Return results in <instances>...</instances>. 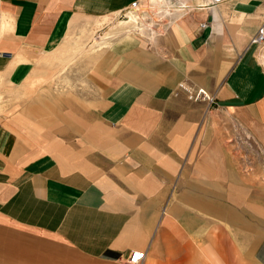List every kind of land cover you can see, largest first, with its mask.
Returning <instances> with one entry per match:
<instances>
[{"label": "crops", "instance_id": "crops-1", "mask_svg": "<svg viewBox=\"0 0 264 264\" xmlns=\"http://www.w3.org/2000/svg\"><path fill=\"white\" fill-rule=\"evenodd\" d=\"M133 1L0 0V80L26 86L0 119V264H264V151L236 130L264 145V0H185L55 88L72 26Z\"/></svg>", "mask_w": 264, "mask_h": 264}, {"label": "rangeland", "instance_id": "rangeland-1", "mask_svg": "<svg viewBox=\"0 0 264 264\" xmlns=\"http://www.w3.org/2000/svg\"><path fill=\"white\" fill-rule=\"evenodd\" d=\"M109 14H112L110 15L113 16L112 19L115 16V19L108 20L109 15L90 16L82 18L72 26L64 44L60 48V52L50 58L52 59V73L54 74L52 77L56 76L57 79L51 81L54 85L56 84L55 88L62 89L63 92H74V90L79 89V85H76L74 79L76 77L80 78L90 68L91 63L86 62L93 61L96 63L97 61H103L111 55L112 45L125 37L127 33L124 32V24L123 22L119 23L120 18L116 17L119 11L117 14L116 12ZM129 37L133 38L132 36ZM259 53L264 62V42L260 43ZM20 88H24L23 94ZM25 93L26 86L11 87L8 83L0 80V119L4 115L10 114L17 102L25 100L26 96H22ZM246 129L248 130L246 132L249 133V129ZM260 147L264 151V145L260 144ZM240 150L244 155V159H247L246 154L250 152L248 147L243 145L242 151L240 145Z\"/></svg>", "mask_w": 264, "mask_h": 264}, {"label": "built area", "instance_id": "built-area-1", "mask_svg": "<svg viewBox=\"0 0 264 264\" xmlns=\"http://www.w3.org/2000/svg\"><path fill=\"white\" fill-rule=\"evenodd\" d=\"M222 0H210L211 5H215ZM207 4L201 3L200 6ZM190 5L185 0H134L130 7L119 11V21L124 24V32L127 35L153 41L158 37L166 35L170 30L178 14L188 9ZM256 43L264 42V21L259 25L256 33L252 37ZM209 93L203 88H199L196 98H209ZM236 130H240L239 139L242 145L248 149L263 151L258 140L248 131L246 127L237 123ZM250 160L248 159V162ZM145 257L144 251H132L128 263L138 264Z\"/></svg>", "mask_w": 264, "mask_h": 264}, {"label": "bare ground", "instance_id": "bare-ground-1", "mask_svg": "<svg viewBox=\"0 0 264 264\" xmlns=\"http://www.w3.org/2000/svg\"><path fill=\"white\" fill-rule=\"evenodd\" d=\"M117 13H118V12H116V14H117ZM116 14H115V15H116ZM106 15H107V14H106ZM108 15L110 16V15H112V14H108ZM108 15H107V16H108ZM116 17H117V15H116ZM112 18H113V16H110L108 20H110V19H111V20H114V19H115V16H114V19H112ZM102 19H104V18H102ZM105 19H106V17H105ZM108 20H107V21H108ZM3 22H4V21H3ZM103 22H104V21H103ZM111 22H112V21H111ZM111 22H110V23H111ZM101 23H102V22H101ZM101 23H100V24H101ZM119 23H121V21H119ZM102 25H103V24H102ZM100 29H101V28H100ZM104 33H105V32H104ZM104 35H105V34H104ZM102 39H103V38H102ZM98 41H99V40H98Z\"/></svg>", "mask_w": 264, "mask_h": 264}]
</instances>
